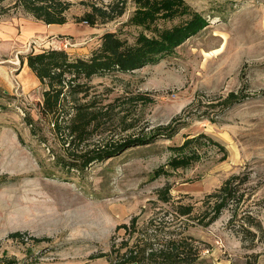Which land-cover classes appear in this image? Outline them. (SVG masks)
<instances>
[{"label":"rangeland","instance_id":"rangeland-1","mask_svg":"<svg viewBox=\"0 0 264 264\" xmlns=\"http://www.w3.org/2000/svg\"><path fill=\"white\" fill-rule=\"evenodd\" d=\"M64 1V25L46 26L19 0H0V264H112L110 244L127 237L115 228L131 218L187 230L201 251L194 264H264V0H172L171 14L146 20L148 3L164 0ZM112 5L123 14L82 21ZM196 18L197 31L153 65L79 81L61 109L83 112L82 141L41 114L46 89L27 55L88 59L108 32L132 44L187 32ZM228 93L241 102L222 107ZM142 138L83 170L64 166ZM233 178L236 200L200 225L213 215L206 197ZM179 204L190 217L175 218Z\"/></svg>","mask_w":264,"mask_h":264},{"label":"trees","instance_id":"trees-1","mask_svg":"<svg viewBox=\"0 0 264 264\" xmlns=\"http://www.w3.org/2000/svg\"><path fill=\"white\" fill-rule=\"evenodd\" d=\"M173 2L164 0L148 3L149 10L145 13V20L160 10L165 12L168 10L166 16L171 14L175 6ZM19 4L25 13L30 14L46 26L64 25L66 22L65 13L71 6L64 0H19ZM90 11V13L84 14L82 21L91 27L99 18L101 23H104L112 20L114 16L123 14V10L117 9V6L114 5L107 10L93 6ZM200 25V19L196 18L192 23L186 25V28H189L187 32L182 31L185 29L182 27L181 30L161 38L151 39L138 35L132 44L119 39L114 33L108 32L101 36V44L88 59L72 60L66 52L55 49L27 55L28 69L37 77L40 85L46 89L42 93L41 114L50 119L51 125L58 131L62 127L69 131L70 136L76 135L75 140L82 141L81 135L84 132L85 121L83 112L77 110L76 107L67 111L61 109L67 95L72 97L81 93L80 80L88 81L95 76L110 73L124 74L147 65H153L167 54L174 44L180 42L185 33L197 31ZM241 100L237 94L228 93V96L221 102L222 107L228 108L233 104L240 103ZM27 124L30 128L33 127L29 117H27ZM142 142H145L143 138L141 140H126L124 143L106 146L97 151H87L78 156L70 154L74 160L64 166L67 169L83 170L84 167L108 159L129 146H140L143 144ZM235 180L239 181V178L225 181L216 192L206 197L210 203L213 202L211 207L213 215L207 222L200 220V225L208 226L215 222L221 214L220 212L236 200V190L232 183ZM167 201L165 200V202ZM191 213L192 207L189 205L179 204L173 209L176 219L188 218ZM253 225L250 224V226ZM255 226L257 234H264L261 226ZM120 229L124 230L127 237L115 244L111 243L109 254L105 255L112 264H194L199 259L201 251L197 241L189 234L187 235L185 229L171 230L157 219L139 225V218H131L128 225L117 226L115 231L118 232ZM246 234L251 235L250 240H254V234L249 229L246 230ZM14 236L19 237V234L12 235V237ZM247 239L244 237L242 240ZM113 240L114 238L111 241Z\"/></svg>","mask_w":264,"mask_h":264}]
</instances>
